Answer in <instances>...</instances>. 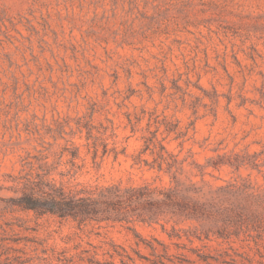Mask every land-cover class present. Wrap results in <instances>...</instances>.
Here are the masks:
<instances>
[{"label":"rangeland","instance_id":"rangeland-1","mask_svg":"<svg viewBox=\"0 0 264 264\" xmlns=\"http://www.w3.org/2000/svg\"><path fill=\"white\" fill-rule=\"evenodd\" d=\"M0 264H264V0H0Z\"/></svg>","mask_w":264,"mask_h":264},{"label":"trees","instance_id":"trees-1","mask_svg":"<svg viewBox=\"0 0 264 264\" xmlns=\"http://www.w3.org/2000/svg\"><path fill=\"white\" fill-rule=\"evenodd\" d=\"M80 211L83 213V214H88L90 212H96V209L95 208H91L89 209L88 207H86L85 205H80Z\"/></svg>","mask_w":264,"mask_h":264}]
</instances>
